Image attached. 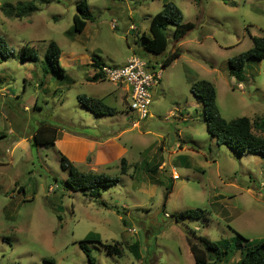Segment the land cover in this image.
I'll use <instances>...</instances> for the list:
<instances>
[{
    "label": "rangeland",
    "instance_id": "1",
    "mask_svg": "<svg viewBox=\"0 0 264 264\" xmlns=\"http://www.w3.org/2000/svg\"><path fill=\"white\" fill-rule=\"evenodd\" d=\"M31 1L37 10L22 18L1 10ZM78 1L0 0V37L10 50L0 54V264H195L187 230L232 249L214 264H235L234 231L264 241V156L217 143L190 87L211 82L227 120L264 118V57L246 61L241 83L228 71V60L251 47V36H264V0H85L94 18L81 33L72 28ZM166 2L194 27L175 42L170 25L168 46L156 55L142 43L152 40L150 18ZM50 41L60 48L61 75L42 71ZM25 46L37 60H22ZM175 49L179 57L161 70ZM131 54L149 66L160 63L161 71L139 126L130 101L107 94L115 83L87 79L91 57L121 66ZM81 95L101 98L117 113L97 116ZM40 125L47 136L55 128L56 140L32 146ZM61 156L119 181L97 199L75 192L64 182ZM197 207L203 216L175 222ZM90 235L100 242H87L88 258L78 242ZM134 243L139 258L129 248Z\"/></svg>",
    "mask_w": 264,
    "mask_h": 264
},
{
    "label": "trees",
    "instance_id": "2",
    "mask_svg": "<svg viewBox=\"0 0 264 264\" xmlns=\"http://www.w3.org/2000/svg\"><path fill=\"white\" fill-rule=\"evenodd\" d=\"M4 14L11 17L22 18L30 15L37 10L33 2L22 3L15 5L4 3L1 6ZM93 15L89 5L85 0H80L76 3V13L73 15L72 28L75 32L81 33L87 21L93 20ZM174 27L172 32V40L177 42L182 39L189 30L194 27L191 22H183V15L180 9L173 2H166L162 10L154 14L150 18L149 32L152 40L143 38V49L150 53L159 55L162 54L169 43L168 27ZM252 45L247 50L239 53L228 60L229 74L233 76L238 83L246 80L244 67L249 58L260 59L264 57V36H251ZM9 51V52H8ZM6 52V54H5ZM10 50L5 41L0 37V54L2 58L7 57ZM60 48L54 41H50L45 54L42 71L44 74L61 73L64 69L59 64ZM180 55L179 50L175 49L170 54H167L161 62V68H165L171 64ZM22 60H37V54L32 47L25 46L22 49ZM106 63L99 57H91V65L94 68V74L87 78L89 81H103L105 78L100 72V68ZM190 91L203 103L204 119L206 122L207 132L216 139L217 143L224 144L234 148L239 153H259L264 156V118L251 122L246 116H240L234 119H225L216 103V89L211 82L204 79H199L191 84ZM78 99L97 116L113 115L116 110L103 102L101 99L78 96ZM40 125V128L32 135L31 145L51 143L56 139L55 128L54 133L47 136L42 133L46 127ZM253 127L263 132L257 135L253 132ZM39 133V135L37 134ZM121 173L126 172V161L121 158ZM61 168L65 171V184L73 191H81L88 196L97 199L102 191L109 186L117 183L119 177L108 176L104 173L84 172L79 170L65 156H61ZM67 188V187H66ZM64 187V189H66ZM171 191V186L167 187V194ZM205 214V210L197 207L194 209H185L178 213L174 220L175 222L181 219L191 218L198 219ZM60 219V216H58ZM236 239V248L240 251V257L235 264H264V241L252 242L234 231ZM92 240L99 241L97 236H89L78 242L79 247L86 253L88 258L87 242ZM186 240L189 250L192 254L195 264H214L223 260L225 254L233 252L229 247L225 248L218 241L209 240L203 236L196 235L193 230L186 231ZM104 247L112 252H118L114 245L104 244ZM135 258H139L138 245L134 243L129 247ZM90 262L93 260L90 259Z\"/></svg>",
    "mask_w": 264,
    "mask_h": 264
},
{
    "label": "built area",
    "instance_id": "3",
    "mask_svg": "<svg viewBox=\"0 0 264 264\" xmlns=\"http://www.w3.org/2000/svg\"><path fill=\"white\" fill-rule=\"evenodd\" d=\"M99 70L104 78L110 82L123 83L129 86V109L136 114L137 118L133 125H139V122L149 115L151 88L160 81V73L149 68L146 61L135 55H130L121 66L105 64ZM176 176V173L172 174L173 178Z\"/></svg>",
    "mask_w": 264,
    "mask_h": 264
},
{
    "label": "crops",
    "instance_id": "4",
    "mask_svg": "<svg viewBox=\"0 0 264 264\" xmlns=\"http://www.w3.org/2000/svg\"><path fill=\"white\" fill-rule=\"evenodd\" d=\"M132 28H134V25H131L130 26V29H132ZM178 42V41H177ZM169 54V53H168ZM131 55H134V54H131ZM130 56V55H129ZM129 56H127L126 58H125V60L122 62V64H124L125 63V61H126V59L129 57ZM177 59V58H176ZM175 59V60H176ZM106 64H108V63H106ZM112 65H116V64H114V63H111ZM159 65V67H160V63H156V65H155V63H153L152 65L150 64V66H149V68H151V69H154L155 71H157V72H159L160 73V77H161V71H160V69H157V66ZM170 65V64H169ZM167 67V66H166ZM165 68H161V70H164ZM94 74V70H93V72L92 73H89V75L87 76L88 78L89 77H91L92 75ZM115 86H116V88H114V89H112V90H110L107 94H109V95H111V97H112V101H130V88H129V86L128 85H126V84H121V87H117V85L115 84ZM104 95H106V94H104ZM97 99H101V98H97ZM130 110V109H129ZM179 111H181L180 109H179ZM116 113H117V111H116ZM139 126V125H138ZM56 140V139H55ZM54 140V141H55Z\"/></svg>",
    "mask_w": 264,
    "mask_h": 264
}]
</instances>
